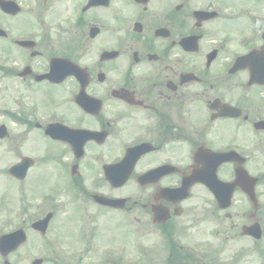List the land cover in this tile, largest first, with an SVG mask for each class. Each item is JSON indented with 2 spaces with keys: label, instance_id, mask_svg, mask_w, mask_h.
Instances as JSON below:
<instances>
[{
  "label": "flooded vegetation",
  "instance_id": "flooded-vegetation-1",
  "mask_svg": "<svg viewBox=\"0 0 264 264\" xmlns=\"http://www.w3.org/2000/svg\"><path fill=\"white\" fill-rule=\"evenodd\" d=\"M9 1L20 11L0 8L16 26L0 19V112L9 169L27 170L3 182L0 210L26 231L50 214L48 261L123 264L129 249L108 236L131 232L159 234L161 264L197 263L173 241L195 187L215 200L202 183L178 192L193 172L242 178L231 207L243 196V226L264 231V0Z\"/></svg>",
  "mask_w": 264,
  "mask_h": 264
},
{
  "label": "rangeland",
  "instance_id": "rangeland-1",
  "mask_svg": "<svg viewBox=\"0 0 264 264\" xmlns=\"http://www.w3.org/2000/svg\"><path fill=\"white\" fill-rule=\"evenodd\" d=\"M45 0H33V3L41 7L40 3ZM70 0H61L56 4L69 3ZM36 13V12H32ZM6 22L9 26L15 28L16 26L2 14L0 19ZM21 28L28 29L29 24L21 22L18 24ZM3 44V43H1ZM2 117L0 112V125L6 124L11 134V125ZM14 158L11 150V137L0 140V199L2 196H6L7 199H12V195L9 194L8 186L3 182L9 183L11 177L7 172L9 165ZM11 185V184H10ZM190 200L186 202L187 211L191 215H184L180 219V223L177 224L179 230L176 233V240L179 244L185 248L193 250V256L199 257L200 260L197 264H264V239L262 242L256 243L253 239L244 237L241 235V229L244 223L250 222L249 219L244 218L241 214L247 210L248 202L241 195L238 196L236 203L233 207H230L223 213V210L218 209L215 204V200L208 196L204 189L200 186L195 187L193 195ZM264 204V197L260 200ZM223 211V212H222ZM260 215L263 217L264 225V205L260 210ZM224 216V217H223ZM14 217V216H13ZM191 217V218H190ZM11 211L0 210V235L4 232H8L13 229L11 225ZM20 221V219H19ZM18 221V224H19ZM187 224V226H185ZM27 229V235L29 241L21 246L17 251L9 255V260L12 264H33V261L37 258H43V264H52L48 261V254L46 251L47 242L49 238H53L49 233L42 236L36 232ZM31 234V235H30ZM131 232L126 235L121 234L119 237L116 234L108 236V239L116 240L119 238V243L124 249H129L131 253L128 254L131 260L135 259L134 264H140L137 258V248L132 247ZM142 241L149 244L138 243L141 251L147 252L151 248H160L163 243L160 242V236L158 233L147 234L141 238ZM126 241L127 243H121ZM173 241L171 240L172 244ZM164 248V247H163ZM161 248V249H163ZM100 252L91 254L92 257H98ZM152 250L149 253V263L161 264V257ZM168 259V257H166ZM203 261V263L201 262ZM90 262L95 264L94 261ZM0 264H3V258L0 257ZM130 264V263H129ZM144 264V263H143Z\"/></svg>",
  "mask_w": 264,
  "mask_h": 264
},
{
  "label": "water",
  "instance_id": "water-1",
  "mask_svg": "<svg viewBox=\"0 0 264 264\" xmlns=\"http://www.w3.org/2000/svg\"><path fill=\"white\" fill-rule=\"evenodd\" d=\"M0 4H2V6L4 7V10H7L8 12H17L15 9L14 10L12 9L14 7H12L10 5V3H8V2H5L3 0H0ZM1 130H4V129H1ZM196 174L197 173H195V175ZM254 185H255V182H254ZM246 190L248 191V193L251 196V199L255 203L256 202V198H255L254 186L252 187L251 190L248 187H247ZM245 232L248 233V234H252L254 236H257V237H259V235H260V233L258 234L257 226H251L249 228H245ZM24 241H25V235L24 236L23 235L20 236V235L12 234V235H9V236L2 237V238H0V250H1V252H2V254L4 256H7V254L10 251H12L13 249H16L19 246V244H21ZM7 242H9L10 244H12L11 247H9L10 245ZM6 264H9V263L6 262Z\"/></svg>",
  "mask_w": 264,
  "mask_h": 264
}]
</instances>
